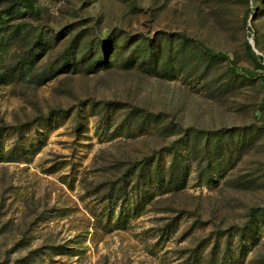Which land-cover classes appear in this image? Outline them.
<instances>
[{
  "label": "rangeland",
  "instance_id": "obj_1",
  "mask_svg": "<svg viewBox=\"0 0 264 264\" xmlns=\"http://www.w3.org/2000/svg\"><path fill=\"white\" fill-rule=\"evenodd\" d=\"M0 43V264H264V0H0Z\"/></svg>",
  "mask_w": 264,
  "mask_h": 264
},
{
  "label": "trees",
  "instance_id": "obj_2",
  "mask_svg": "<svg viewBox=\"0 0 264 264\" xmlns=\"http://www.w3.org/2000/svg\"><path fill=\"white\" fill-rule=\"evenodd\" d=\"M257 5L255 4L254 7H256ZM181 39V43L184 45H188V44H194L195 46V49L197 51L200 52V55H202L203 57L207 58L209 61H220V60H223L225 59V57L223 55H215L213 54L210 50H208L207 48H205L203 46V44L201 43H198L197 41H194L192 39H187L185 37H180ZM76 42L73 41L72 44H74ZM108 43H105L102 47V51H104L106 53L105 56H101V55H98L97 54V50H95L96 48L94 46H89L88 47V51L87 53L84 55L83 58H88L85 62L88 64L87 67H88V70L90 71H99V69H106L108 66H111V63L110 61L107 59V55H109V51H110V54L113 55V52H111V47H114L115 46V42L113 40H108L107 41ZM49 46L47 44V42L45 43V41H40V44L38 45V47L40 48V52L39 51H35L32 56L30 58H27L25 62V64H29L30 66H34V64L39 60L40 56H42L43 54H46V47ZM179 46V45H178ZM189 46V45H188ZM143 47L140 51L137 50L134 54L136 56L135 60L133 61L134 62H139L141 65H148L149 62L145 61V59L143 57H147L148 60L150 61H155L157 62V58H158V54L156 53L155 57L154 58H151V55H153V46H152V42H148V43H144L143 41L141 42L140 46H139V49ZM69 54H71V49H72V45L71 47H69ZM247 49L252 52V49H251V46L250 44L247 45ZM174 50H175V45L174 44H169V51L171 54L174 53ZM177 50V54L180 50H182L181 48H178L176 49ZM6 52L5 48H4V44L3 43H0V62L2 60V57H3V54ZM154 52H155V48H154ZM138 53V54H137ZM253 53V52H252ZM99 56L102 57V60L99 58ZM94 57V58H93ZM104 57V58H103ZM118 55L113 59V62H117L118 61ZM93 58V59H92ZM140 58V60H139ZM261 62L263 61V58L261 57H258ZM142 59V60H141ZM260 62V64L258 65L260 68H264V65ZM68 67L69 68H75V65L77 64H73V61L69 62L68 64ZM24 67H19V69H15L13 72H7V77L8 78H20L21 76L23 77V75H25L23 73L24 71ZM26 68H29L26 67ZM67 70H71V69H66ZM66 113L63 112V111H59L57 112L56 114H53L51 115L49 118L47 119H44V121L48 122L50 121L52 118H55V117H65ZM18 134H20V138L21 136L23 135L22 133V130H19L17 131ZM217 135V134H216ZM1 138H2V133H0V142H1ZM16 150H22L23 149V146H22V141L18 143V146L15 148ZM24 150V149H23ZM162 154H160V157L158 158L157 160V164L159 165L161 160H162ZM210 174V175H209ZM209 174L207 176H205L206 179H211L212 178V173L209 172ZM262 219L260 220V223L264 224V215H262ZM256 231L253 229H250L248 228L247 231L243 232L241 234V240H242V244L244 246L247 245V242L250 241V240H253L256 236Z\"/></svg>",
  "mask_w": 264,
  "mask_h": 264
}]
</instances>
